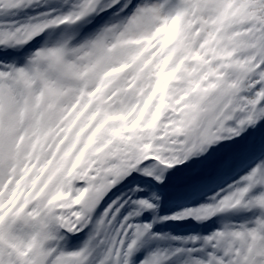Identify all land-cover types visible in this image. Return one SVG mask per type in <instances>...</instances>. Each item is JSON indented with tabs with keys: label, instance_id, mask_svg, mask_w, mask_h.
<instances>
[{
	"label": "snow or ice",
	"instance_id": "1",
	"mask_svg": "<svg viewBox=\"0 0 264 264\" xmlns=\"http://www.w3.org/2000/svg\"><path fill=\"white\" fill-rule=\"evenodd\" d=\"M0 264H264V0H0Z\"/></svg>",
	"mask_w": 264,
	"mask_h": 264
}]
</instances>
